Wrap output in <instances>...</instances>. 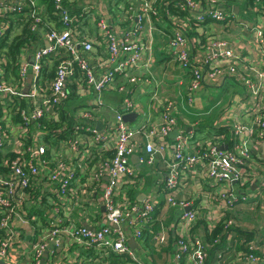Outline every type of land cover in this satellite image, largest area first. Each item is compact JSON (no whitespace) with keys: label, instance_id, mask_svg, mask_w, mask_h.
Wrapping results in <instances>:
<instances>
[{"label":"built area","instance_id":"1","mask_svg":"<svg viewBox=\"0 0 264 264\" xmlns=\"http://www.w3.org/2000/svg\"><path fill=\"white\" fill-rule=\"evenodd\" d=\"M15 1L0 0V6L4 5L6 12L22 11L39 43L31 61L18 60L16 76L6 78L7 60L0 55V260L10 264H80L81 249H101L128 258L127 264H145L128 241L141 238L148 229L158 202L151 193L141 204L129 195L145 185L130 159L140 152L139 162L152 164L170 152L160 191L168 204L184 210L176 224L181 231L174 251L179 259L187 256L193 264H203L204 246L200 238L189 240L187 232L202 217V208L215 204L221 210L228 209L248 198L238 190L251 179L252 172L245 167L257 142L251 138L252 132L258 131L264 141V95L260 94L264 91V23L243 19L234 11L235 7L238 11L237 1L231 13L225 11L231 7L228 0H182L190 12L184 18L171 12L177 7L168 2L175 0H120L115 16L94 2L50 0L52 23L43 22L33 0ZM253 1L254 10L263 4L262 0ZM208 20L222 24L225 30L237 27L247 39L251 37L245 41L250 52H242L244 43L238 34L225 40L216 29L208 32ZM191 22L195 35L186 40L182 33L193 30ZM172 23L180 29H170L167 54L185 71V78L179 81L182 84L185 80V86L179 95L189 111L194 108V93L207 83L215 84L224 75L255 73L257 84L242 77L253 94L248 108L250 125L224 120L234 136L231 148L221 145L224 132L190 143L187 120L179 121L178 100L163 99L155 89L143 107L132 98V90L118 81L124 76L133 85L150 83L153 32ZM8 25L0 22V39ZM249 55L261 59L258 69L247 67L251 65ZM50 70L52 81L44 78ZM111 92L121 93L118 107L106 102ZM63 102L75 105L72 117L66 115L72 119L73 128L50 147L51 135L43 120L60 122ZM102 110L111 113V118ZM192 111L197 122L210 114V110ZM130 112L139 118L137 123L124 120ZM172 132L176 133L173 138ZM189 173L198 176L196 193L176 200L172 192L182 190L181 181ZM206 181L220 188L207 190ZM88 202L103 209L99 228L85 222L76 224L71 217L74 210L86 214L84 203ZM32 207L44 214L28 216ZM251 208L264 213V191L254 195ZM41 217L45 218L44 226L40 225ZM19 222L25 227L35 222L38 238L27 241ZM232 224L233 219H226L222 229L227 231ZM244 249L239 264H264V253L255 252L252 243Z\"/></svg>","mask_w":264,"mask_h":264},{"label":"crops","instance_id":"2","mask_svg":"<svg viewBox=\"0 0 264 264\" xmlns=\"http://www.w3.org/2000/svg\"><path fill=\"white\" fill-rule=\"evenodd\" d=\"M33 1L36 5L37 13L43 22L52 23L50 0ZM85 1L94 2L102 10H104V12L108 13L109 16H115L118 11L117 3L120 0H79L80 3ZM236 3L240 5L238 7V11L236 10V12H238L243 19L264 23V17H262L256 9L254 10V7L249 6L251 5V2L247 4V0H237ZM8 4L10 3L8 2ZM17 4L18 2L15 1L14 5ZM246 5L248 6L246 7ZM242 7L246 9V13L249 14L251 19L244 18V14L246 13L244 12L245 9ZM26 9L27 5L23 7V11ZM4 15H6L8 20L9 17L13 20V23L7 22L10 25V29L7 32L8 34H6L8 37L7 39L12 40L15 36L23 39L19 57L20 59H27L28 61H31L32 51L39 43L37 35L35 33H33V35L30 34L26 30L25 23L23 22V24H21L19 21L20 19L26 21L22 11H19V13L14 11L6 12L4 5H1L0 17ZM220 28V37L222 39L230 40L232 37H237L236 34H238V38L242 41V43H244L242 52L245 54L250 52V47H247L245 41L247 42L251 37L247 39L245 37V33L239 32L237 27L231 26L229 29L225 30L223 25L219 23L214 22L206 24V30L208 32H212L214 29L219 30ZM169 32V25L165 24L160 26V30L153 32L152 38L154 56L153 63L150 67L151 81L149 84H146L145 86L133 85L131 83H127L124 76H119L118 81L126 84V87L132 90V98L138 100L143 107L148 105L149 96L155 89L157 95L163 99L169 98L178 100L180 104L179 121H185V119L187 120V122L185 121V126L188 131L189 139L192 140L190 143H193L198 139H210L213 135L224 132L226 136L221 141V145L223 148H231L233 146L234 136L231 133V130H229V127L225 125V121L231 123V121L236 120L250 125L251 117L248 114V108L249 101L252 99L253 94L248 85L242 80V77L249 78L251 82L257 84L258 80L254 71L243 72L241 73V77L236 75H224L217 83H207V86H202L201 88H207L209 86L221 87L228 92V94H230V99L224 105L222 98L214 99L213 96H208L207 103L204 102L202 105H197V109H199L197 112L210 110V114L204 117V120L197 122L196 116L193 115L195 112L192 111L195 109L193 108L189 111L187 106H184L180 102L179 93L183 92L185 80L182 84H179V81L180 79L185 78V71L176 63L174 59H169L165 55V53H168L167 39ZM39 39L41 40L40 37ZM6 49L7 48L4 50ZM248 61L251 65L247 67L258 69L259 66L262 65L261 59L252 55H249ZM7 75L11 77L15 76V73L7 70ZM260 94L263 96L264 91L261 90ZM200 98L201 97H199V99ZM108 100L112 103H119L121 100V93H108ZM216 102H219V105ZM224 111L227 112L228 115L226 114L225 116L223 114ZM102 113H105V111L102 110ZM158 113L159 112L153 113V115L156 116ZM110 115L111 113H105L106 117ZM226 118L232 120H225ZM138 120L139 118H137L136 115L130 123L135 124ZM100 128L104 129V125H101ZM219 128H222L221 130L223 131L216 132L215 129ZM171 137L173 138V136ZM251 138L257 141L256 144L253 145L250 158L248 159L245 167L247 171L252 172L250 173L251 179L244 185V187H241L238 190L239 194H246L248 198L237 202L233 205V207L228 209L221 210L219 209V206L215 204L202 208V217H200L199 222L191 226L187 232V238L189 240L200 238L206 252V258L203 264H239L241 262V257L245 252L244 247L248 243H252L257 252L259 251L260 253H264V213L259 211V209L251 208V199L254 195L264 191V187L261 186V181L264 180V141L260 139L261 134L256 130L252 132ZM135 155H137V160L135 158L132 159V156L130 160L134 169L138 172V175L140 173L139 178L143 177L141 179L145 185L135 188V190L129 192V195L134 197V199H137V201L141 204L144 197H147L148 194L151 193L153 199L158 202V207L156 208L154 221L148 225V229L144 231L143 237L134 238L135 243L133 247H130L136 254L139 253L142 255V257L138 256L145 264H193L187 256H184L181 259L177 258L176 251H174L175 240L179 237L177 234H180L179 232L181 231L179 225L176 226V224L178 223L181 213L184 210L178 206H171L168 204L165 193L161 192L159 190L160 188H158V185L160 186L161 182L165 179V165L170 158V152L157 157L154 159L152 164H146L144 162L140 163L139 156L142 155L140 152L135 153ZM197 178L198 176L196 174L189 173L188 176L181 181V184L183 185L182 190H175L172 192L174 198L177 200L181 196H194L196 193L195 183ZM204 187L207 190L215 192L214 190L220 188V185H211V182L206 181L204 182ZM222 187L223 186H221V189ZM196 201L197 200H195V202ZM215 202L222 203L221 200H215ZM84 204L86 205V214H81L80 212L74 210L71 217H75L76 224H83V222H85L88 226L95 225L96 228H99L102 224V221H99L100 214L103 211L102 207L97 203L92 204V202ZM43 214L44 212L42 211L41 215ZM221 219H223V222H220ZM226 219H233L234 224H232L227 231H224L222 228ZM19 224L20 231L24 236H26L25 238L27 241L33 238H38V233L33 226L28 225V227H25V225L20 222ZM216 226L219 227L218 232L214 235L216 239L211 240L210 238L213 233L212 230ZM36 229L39 230L37 225ZM245 232L248 236L244 235ZM189 233L190 235H188ZM32 234H34V236ZM161 236H163V240H160ZM82 250H80V264H95V262L98 261H106L108 264H113L109 256L110 253H107L106 251L101 249H92L95 251V256L87 257ZM59 257L60 256L56 257L55 260L57 261ZM119 259L114 260V264H119Z\"/></svg>","mask_w":264,"mask_h":264},{"label":"trees","instance_id":"3","mask_svg":"<svg viewBox=\"0 0 264 264\" xmlns=\"http://www.w3.org/2000/svg\"><path fill=\"white\" fill-rule=\"evenodd\" d=\"M237 0H228L227 2V5L228 6H231L229 7V9H226L225 11H228V12H232V8H233V3L236 2ZM263 1V4L260 5L258 7V10L257 12L260 13L261 15H264V0ZM249 2H251V5H249L250 7H255V3L253 0H247V4H249ZM168 5H176V9L177 11H175L173 9V11H171L172 13H174L175 15L181 17V18H184L187 14L190 15V12L188 11V9L183 6L182 4V0H175V1H170L168 2ZM236 6H240V5H236ZM16 12V11H15ZM244 18H247V19H251V17L249 16V14H244ZM0 22H8V23H13V20L9 17V20L7 19L6 15L0 17ZM19 20V18H18ZM21 22V24H23V22L25 23V27H26V30L33 35V32L29 29V27L27 26L28 25V22H26L25 20H19ZM210 21H206V24L209 23ZM192 24V28L193 30L190 31V30H187V31H184L182 33V36L186 39V40H190V38H192L194 35H195V31H194V22H191ZM169 25V28L170 29H180L178 27V25L172 23L171 24H167ZM175 26V27H174ZM10 29V25H8V28L7 30L5 31L3 37L0 39V55H4V58L7 60V64H6V69L9 70L10 72H13L15 73V76H16V72H17V68H18V60L20 59V49L22 47V43H23V39L19 38V37H13L12 40L8 41V37L6 36V34H8V30ZM217 32H220V29H216ZM34 37V36H33ZM5 39V41H4ZM31 42V41H30ZM5 48H7L6 50H4ZM190 51H191V47H190ZM192 54V52H191ZM165 55L169 58V59H174L173 56L165 53ZM82 56L83 57H86L87 58V55L82 53ZM144 77V76H143ZM6 78H8V75L6 74ZM45 79L49 80V81H52L53 79V70L50 72H48V74L46 76H44ZM145 78V77H144ZM106 102L108 105L110 106H116L118 107L119 106V103L118 102H115V103H112V102H109L108 100V94L106 95ZM63 111L61 113V120L60 122L58 123H55V124H51L50 121L48 120H43V122L45 123V130L48 131L51 135V140L49 144L50 147H55L57 145V141L68 136L73 128V124H72V119L68 118L66 115H70L72 117L73 113L75 111L74 109V106L75 105H72L69 103L68 104V108H67V105L63 102ZM222 128H219V129H215L216 132H222L223 130H221ZM160 183V182H159ZM163 185V182H161L160 186L158 185V188H161ZM160 190V189H159ZM30 192L31 194H35V189L34 188H30ZM42 213V211H40L39 209L35 208V207H32L30 209H28V216H31L32 214H36V215H40ZM155 214H156V211L153 213V218H155ZM45 218L44 217H41V223L42 225H44L43 223V220ZM199 222V220H198ZM33 224V227L36 229V223H32ZM219 230V227H215L213 230H212V237L210 238L211 240L213 239H216L214 237V235L218 232ZM241 232V231H240ZM244 235L248 236V234L245 232ZM143 237V235L141 236ZM176 242V240H175ZM212 242V241H211ZM175 246V245H174ZM82 250V249H81ZM82 252L87 256V257H94L95 256V251H93L92 249H89V250H82ZM255 252H257L255 250ZM259 253V251H258ZM110 259L112 260V263L114 264V260H117L119 259V264H125L128 262V258H125L124 256H119V255H116V254H113V253H110Z\"/></svg>","mask_w":264,"mask_h":264},{"label":"rangeland","instance_id":"4","mask_svg":"<svg viewBox=\"0 0 264 264\" xmlns=\"http://www.w3.org/2000/svg\"><path fill=\"white\" fill-rule=\"evenodd\" d=\"M239 16V15H238ZM10 41V40H8ZM213 96L214 99L217 98H222L223 100V104L225 105L229 99H230V94H228V92H226L224 89H222L221 87H216V86H209L207 88H201L200 90H198L196 93H194V97L196 98V102L194 103V109L195 111L199 110L197 109V105H202L204 102L207 103L208 101V96ZM199 97H201L199 99ZM200 100V101H199ZM202 102V103H201ZM201 103V104H200ZM69 104V103H68ZM70 104L72 105L73 103L70 102ZM182 104L184 106H186V100L183 99ZM68 107V105H67ZM213 130V129H212ZM139 256L142 257L141 254L137 253Z\"/></svg>","mask_w":264,"mask_h":264},{"label":"water","instance_id":"5","mask_svg":"<svg viewBox=\"0 0 264 264\" xmlns=\"http://www.w3.org/2000/svg\"><path fill=\"white\" fill-rule=\"evenodd\" d=\"M237 10V7H235L234 8V11H236ZM136 117V114L135 113H133V112H130V113H128V114H125L124 116H123V118H124V120H126V121H132L134 118ZM176 133L175 132H172L171 134H170V136H174ZM133 158H135L136 160H137V155H133L132 156V159ZM134 239L133 238H131V239H129V241H128V244L131 246V247H133V245H134ZM46 256H47V253H45V255H44V259L46 258ZM0 264H10V263H7V262H5V261H3V260H0Z\"/></svg>","mask_w":264,"mask_h":264},{"label":"clouds","instance_id":"6","mask_svg":"<svg viewBox=\"0 0 264 264\" xmlns=\"http://www.w3.org/2000/svg\"><path fill=\"white\" fill-rule=\"evenodd\" d=\"M128 114V113H127Z\"/></svg>","mask_w":264,"mask_h":264}]
</instances>
